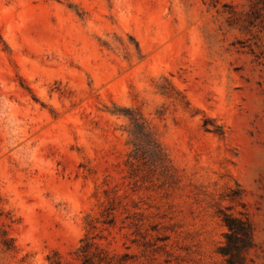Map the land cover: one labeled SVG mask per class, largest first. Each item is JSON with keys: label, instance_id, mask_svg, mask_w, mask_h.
<instances>
[{"label": "rangeland", "instance_id": "obj_1", "mask_svg": "<svg viewBox=\"0 0 264 264\" xmlns=\"http://www.w3.org/2000/svg\"><path fill=\"white\" fill-rule=\"evenodd\" d=\"M221 211L264 264V0H0V264H227Z\"/></svg>", "mask_w": 264, "mask_h": 264}, {"label": "trees", "instance_id": "obj_2", "mask_svg": "<svg viewBox=\"0 0 264 264\" xmlns=\"http://www.w3.org/2000/svg\"><path fill=\"white\" fill-rule=\"evenodd\" d=\"M133 134L140 143H145L149 147H159L151 130L142 117L132 116ZM222 218L228 227L226 233V244L222 247V253L226 256L227 264H241L242 252L250 246L252 241V227L247 220L233 216L230 213L222 212ZM85 242V241H84ZM88 243L85 242L83 250H86ZM87 260L85 259V264Z\"/></svg>", "mask_w": 264, "mask_h": 264}]
</instances>
